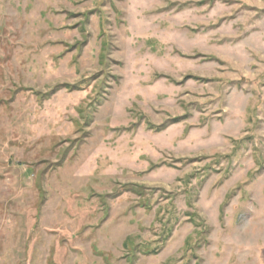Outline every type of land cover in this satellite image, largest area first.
<instances>
[{"label":"rangeland","instance_id":"374dc122","mask_svg":"<svg viewBox=\"0 0 264 264\" xmlns=\"http://www.w3.org/2000/svg\"><path fill=\"white\" fill-rule=\"evenodd\" d=\"M0 264H264V0H0Z\"/></svg>","mask_w":264,"mask_h":264},{"label":"trees","instance_id":"16d2710c","mask_svg":"<svg viewBox=\"0 0 264 264\" xmlns=\"http://www.w3.org/2000/svg\"><path fill=\"white\" fill-rule=\"evenodd\" d=\"M65 87V90H67V91H69V92H71V91H73V90H80L79 88H75V87H69V85H65L64 86ZM82 88V87H81ZM43 96V95H42ZM41 96V97H42ZM44 97V96H43ZM148 126L150 127V128H152V129H156L157 131H160L161 130V128H158V127H156V128H154V126H152V125H150V124H148ZM125 246L129 249L130 247H129V243H128V241L126 242V244H125Z\"/></svg>","mask_w":264,"mask_h":264}]
</instances>
